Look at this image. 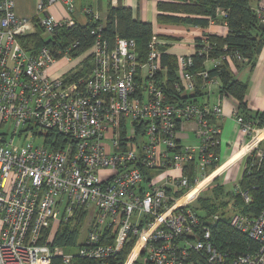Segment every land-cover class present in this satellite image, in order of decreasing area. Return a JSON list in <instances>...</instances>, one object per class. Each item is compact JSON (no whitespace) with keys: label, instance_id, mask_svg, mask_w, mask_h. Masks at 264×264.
I'll return each instance as SVG.
<instances>
[{"label":"built area","instance_id":"2783aa9c","mask_svg":"<svg viewBox=\"0 0 264 264\" xmlns=\"http://www.w3.org/2000/svg\"><path fill=\"white\" fill-rule=\"evenodd\" d=\"M64 1L72 11L73 0ZM56 2L39 3L38 23L45 34L76 23L46 13ZM86 11L100 19L91 8ZM255 11L264 23V0H258ZM218 14L228 15L224 8ZM36 29L33 19L17 15L14 0H0V264H108L134 237L143 242L132 264H264V207L257 216L230 215V226L252 241L233 256L214 244L207 226L199 230L200 218L189 207L224 173L211 178L222 165L213 167L220 160L215 149L221 127L212 118L223 115V82L210 71L221 59L235 68V56L208 57L212 65L194 71L193 54L179 55L175 89L190 95L200 87L205 100L198 96L172 103L161 76L167 66L160 45L166 42L158 35L143 59L134 38L116 36L112 43L94 29L92 47L72 63L70 49L78 41L59 50L61 58L47 45L27 50L19 36ZM199 39L194 53L208 54L209 39ZM88 55L91 72L67 80ZM60 59L71 67L51 74ZM233 115L246 140L260 135L251 153L264 141V126L238 109ZM188 122L197 123L196 145L182 142ZM50 132L66 140L56 145ZM155 169L159 173L150 176L148 171ZM81 214L92 222L84 241L56 245L58 230Z\"/></svg>","mask_w":264,"mask_h":264},{"label":"trees","instance_id":"16d2710c","mask_svg":"<svg viewBox=\"0 0 264 264\" xmlns=\"http://www.w3.org/2000/svg\"><path fill=\"white\" fill-rule=\"evenodd\" d=\"M253 3L254 0H182L180 3L160 1L158 7L161 13L158 15V21L202 27L208 26L211 18L216 20L217 23L226 21L228 33L225 36L205 35L211 43V49L208 54H193V70H203L204 62L208 57L224 58L226 54L235 56V58L233 57L235 68L239 69L243 64H248L253 68L256 56L264 44V28L261 26V21L253 7ZM218 8L226 9L227 17L219 16ZM33 20L37 25L36 31L25 36H19V40L31 52L47 45L54 50L58 58L62 56L59 50L64 52L75 41H78L79 45L70 49L71 56L76 58L84 55L92 47L97 36V34L92 33L95 29L96 32L99 31L104 38L112 43H114L116 36L134 38L137 41V50L141 58L144 59L148 52L149 43L155 35L151 22L135 18L133 9L121 4L110 7L105 19H95L92 15H89L86 24L76 21L72 27L59 26L52 35L45 34L44 28L38 23V16L34 17ZM159 37L163 36L159 35ZM238 54L241 55V58L237 57ZM162 61L163 65L167 66V71L161 76L164 79L162 86L165 89L168 102L183 103L187 99L196 98L203 93L200 87L194 94L190 95L177 91L174 87V82L178 77L176 56L164 52ZM92 67V57L88 55L78 67L68 73L66 79L73 81L85 76L91 72ZM210 73L219 75L222 79L223 86L220 89V94L234 97L238 103L239 112L247 120H254L257 125L263 127L264 112L253 114L248 111L246 102L248 83L237 78L233 66L226 59H221L218 67ZM48 136L57 138L56 145H60L66 140V138L54 132H50ZM219 150L220 146L217 145L215 149L217 154ZM259 151H262L261 156L258 155ZM220 164L221 160L217 161L213 167L215 168ZM190 165L192 166L193 163ZM217 180L218 178L215 181ZM213 189V196H199L203 211V214L197 213L201 222L199 230L202 226H207L211 230L212 241L224 252H229L232 256L243 253L252 244V241L230 226L229 217L235 211L257 216L264 207V141H261L258 147L247 155L246 168L237 182L236 188L226 191L225 186L219 183ZM182 193L183 191H180L176 196H180ZM245 193L251 197L250 202H246ZM228 205H231L234 211L226 216ZM215 215H218V218H214ZM81 221L82 216H79L75 219V224L70 223L61 227L55 235V244L63 246L78 245ZM114 231L113 227L108 228L107 233L110 234V238L114 237V234H112ZM134 240H137V238L134 237L133 241L126 244L108 264H124L133 248Z\"/></svg>","mask_w":264,"mask_h":264},{"label":"crops","instance_id":"0c3cea01","mask_svg":"<svg viewBox=\"0 0 264 264\" xmlns=\"http://www.w3.org/2000/svg\"><path fill=\"white\" fill-rule=\"evenodd\" d=\"M14 1L15 11L20 18L33 19L34 17L39 16L38 6L41 0ZM160 1L180 3L182 0H73L74 8L72 11L68 9V5L64 0H57L54 5L47 9L46 13L58 20L72 18L81 24H86L89 18V14L86 11L87 7L98 13L101 19H105L107 17L110 7L117 6L119 4L131 7L135 18L151 22L154 27V33L158 36H163L159 38L163 42H166V44H161L160 48L165 50V52L176 56V58L179 55L194 54L196 41L206 34L225 36L228 33V26L217 22L210 23L206 27L161 23L158 21V15L161 13V10L158 7V3ZM257 3L258 0H254V8ZM57 64L58 63L51 68L50 72L53 75L64 73L71 67V63L66 62L57 69ZM204 65L210 67L212 65V61L206 60ZM233 70L237 78L248 83L246 96L248 111L253 114L264 112V44L261 51L256 56L253 68L248 64H243L239 69L233 68ZM201 97L202 100H205V96L202 95ZM221 97H223V115L212 118V122L221 127L220 150L218 154L222 163L221 168L224 169L223 174L230 177L232 176L234 179L239 175L241 176L244 172L243 169L246 168V157L251 149L240 157L238 154H241L243 146L249 143L250 139L246 140L243 136L240 125L233 115L235 110L238 109L236 99L231 96L221 95ZM196 125V122L184 123L181 132L183 143H189L192 139L196 141L197 136L194 133ZM188 130L193 131V133L191 132V134L186 132ZM254 146H256V144ZM235 168H237L236 171ZM217 171L218 173L221 171L220 167ZM140 245L141 239L137 242L133 251L139 250Z\"/></svg>","mask_w":264,"mask_h":264},{"label":"rangeland","instance_id":"374dc122","mask_svg":"<svg viewBox=\"0 0 264 264\" xmlns=\"http://www.w3.org/2000/svg\"><path fill=\"white\" fill-rule=\"evenodd\" d=\"M81 56H79V57H76L75 59H74V61H72V63H75V61H77L79 58H80ZM66 62H68V61H66L65 59H60L57 63V65H56V67H57V69H58V67H60L61 65H63V64H65ZM53 70V69H52ZM185 132V131H184ZM186 132H189V133H193V131H190V130H188V131H186ZM191 133V134H192ZM194 133H195V135H197L196 134V131H194ZM18 139V137H15V140H17ZM37 141H40V140H42V139H39V138H37L36 139ZM193 141V142H192ZM199 143V139H198V136H197V139H196V141H194V139H192V140H190V142L189 143H187V144H189V145H196V144H198ZM236 169L237 168H235V171H236ZM243 171H244V169H243ZM148 173H149V175L150 176H153L154 174L156 175V173L158 174L159 172H158V170L157 169H155V170H150V171H148ZM241 176H242V174H241ZM241 176L239 175L237 178L235 177L234 179H233V177L231 176H228V175H226V174H223L220 178H218V180L217 181H214V182H212V183H210L208 186H206V188H204L200 193H199V195H198V197H197V200L196 201H194L193 203H191L190 204V208H192L196 213H199V214H203V211H202V209H201V207H202V203L199 201L200 200V197H207V196H213V192H214V187L217 185V184H219V183H222L224 186H225V189H226V191L227 190H232V189H234V188H236V184H237V182L239 181V179L241 178ZM195 193H197V192H192L191 193V195H194ZM200 196V197H199ZM227 210V214H226V216H229L233 211H234V208H232V206L231 205H228V208L226 209ZM91 215H92V212H91ZM81 216H82V221H81V225H80V227H81V231H80V237H79V243H81L82 241H84V239H85V236L87 235V233H88V229L90 228V226H91V224H92V222L90 221V218L89 217H84V215L83 214H81ZM74 221H75V219H74ZM74 221H72V224H75V222ZM91 222V223H90ZM137 238V237H136ZM132 241H133V239H132ZM128 244V243H127ZM136 244H137V240H134V245H133V248L136 246ZM132 248V249H133ZM138 252H136L135 253V255L137 254ZM135 255H133V250H132V252H131V254H130V256L129 257H134ZM128 258V257H127ZM127 260V259H126Z\"/></svg>","mask_w":264,"mask_h":264},{"label":"bare ground","instance_id":"6f19581e","mask_svg":"<svg viewBox=\"0 0 264 264\" xmlns=\"http://www.w3.org/2000/svg\"><path fill=\"white\" fill-rule=\"evenodd\" d=\"M260 138V135H257L254 137V139L252 141H250L249 143L245 144L243 146V149L241 151V154L239 153L238 156L240 157L241 155L245 154L248 150L252 149V147H254V145L257 143V141L259 140ZM222 167V166H221ZM220 167V170H222V168ZM220 172V171H219ZM216 174H218V171H216L212 176L214 177ZM202 187V185H198L197 187H195L192 192H197L200 188ZM142 239H141V245H142ZM141 245H140V248H141ZM139 248V250H140ZM139 250L137 251H133V255H135L136 252H138ZM138 254V253H137ZM137 254L134 256V257H129V259L127 260V263L126 264H132L134 259L136 258Z\"/></svg>","mask_w":264,"mask_h":264},{"label":"water","instance_id":"95a60500","mask_svg":"<svg viewBox=\"0 0 264 264\" xmlns=\"http://www.w3.org/2000/svg\"><path fill=\"white\" fill-rule=\"evenodd\" d=\"M261 26L264 28V23H261Z\"/></svg>","mask_w":264,"mask_h":264}]
</instances>
